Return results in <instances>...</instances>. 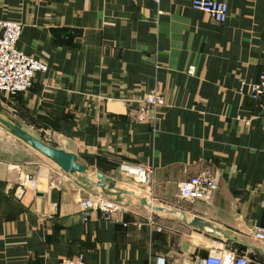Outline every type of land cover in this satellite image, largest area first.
<instances>
[{
  "label": "crops",
  "instance_id": "obj_1",
  "mask_svg": "<svg viewBox=\"0 0 264 264\" xmlns=\"http://www.w3.org/2000/svg\"><path fill=\"white\" fill-rule=\"evenodd\" d=\"M218 1L223 24L192 0H0V20L22 25L18 49L48 66L27 92L2 96L1 117L9 109L28 133L75 154L88 181L100 173L111 192H127L121 215L83 221L79 201L101 190L0 126V264H188L219 252L264 264L251 235L264 227V115L240 93L264 69V0ZM150 91L163 100L154 112L142 102ZM138 165L150 169L143 186ZM36 174V189L19 194L20 178ZM203 174L217 181L212 199H182L179 185ZM195 217L229 237L185 224Z\"/></svg>",
  "mask_w": 264,
  "mask_h": 264
},
{
  "label": "built area",
  "instance_id": "obj_2",
  "mask_svg": "<svg viewBox=\"0 0 264 264\" xmlns=\"http://www.w3.org/2000/svg\"><path fill=\"white\" fill-rule=\"evenodd\" d=\"M118 1V0H114ZM155 4L159 0H153ZM191 8L194 11L208 15L215 23L223 24L227 20L228 7L226 3L218 0H192ZM22 25L18 22L0 20V93L14 95L27 92L37 74H45L48 71L46 63L33 58L18 49L17 43L21 35ZM195 67L190 65L186 74L192 77ZM248 91L252 100L262 103V114L264 115V69L254 84L242 83L240 93ZM142 102L147 109L154 112L163 105L162 98L154 91L147 93ZM155 117L149 115L148 120L154 121ZM150 169L142 165L134 168L133 176L137 185L143 186L149 182ZM38 174L34 176L24 175L19 180V194L37 187ZM218 187L217 181L208 174L191 177L179 185V196L189 201L208 202L212 199ZM149 204V201H148ZM89 211H98L105 216L120 214L123 211L122 204L108 199L104 195L89 196L79 201V214L83 221ZM254 239L264 242V227L256 226L251 229ZM57 264H87L83 257L75 259L64 258ZM157 264H164V259H157ZM188 264H248L245 256L219 252L210 253L205 257H197Z\"/></svg>",
  "mask_w": 264,
  "mask_h": 264
},
{
  "label": "water",
  "instance_id": "obj_3",
  "mask_svg": "<svg viewBox=\"0 0 264 264\" xmlns=\"http://www.w3.org/2000/svg\"><path fill=\"white\" fill-rule=\"evenodd\" d=\"M2 115V109L0 107V126L5 129L11 136L17 138L24 144H26L28 147L42 155L43 157L50 160L52 163H54L60 170H62L66 174H80L85 178V185L88 187H97L101 190V192L106 196H113L116 199L117 202H119L118 197L121 193H127V192H117L113 193L111 190L114 189V181L111 179H108L107 177L103 176L100 173L96 174L97 182H90L87 180L86 172L87 168L78 163L77 157L75 154L66 152L65 150L61 148H55L53 146H50L48 144L43 143L38 138L34 137L30 133H28L25 129L21 127L19 123L16 121L8 118V117H1ZM107 186V187H106ZM107 188V189H106ZM140 203L144 206H146L148 209L154 211V212H179L180 211H167V209H164L162 207H156L153 205H150L147 203L146 200H141ZM185 224L202 230V229H209L212 232H218L221 233L225 237H229L225 232H223L221 229L214 227L213 225L200 220L199 218L195 217L190 222L185 221Z\"/></svg>",
  "mask_w": 264,
  "mask_h": 264
},
{
  "label": "rangeland",
  "instance_id": "obj_4",
  "mask_svg": "<svg viewBox=\"0 0 264 264\" xmlns=\"http://www.w3.org/2000/svg\"><path fill=\"white\" fill-rule=\"evenodd\" d=\"M1 95H0V102H1V100H3V98H2V96L4 95V96H9V95H5V94H3V93H0ZM1 104V103H0ZM5 116H7V117H9L10 116V110L9 109H6L5 108ZM40 139H41V141L42 140H44V141H47V142H44V141H42V142H44L45 144H48V145H50V146H53L51 143H49V141H48V138H45L43 135L40 137ZM39 139V140H40ZM56 148V147H55ZM58 148V147H57ZM43 157V156H42ZM43 159L45 160V161H48V162H50V163H52L50 160H48L47 158H45V157H43ZM53 164V163H52ZM230 253H232V252H230Z\"/></svg>",
  "mask_w": 264,
  "mask_h": 264
},
{
  "label": "trees",
  "instance_id": "obj_5",
  "mask_svg": "<svg viewBox=\"0 0 264 264\" xmlns=\"http://www.w3.org/2000/svg\"><path fill=\"white\" fill-rule=\"evenodd\" d=\"M238 255H242L243 256V254H238ZM248 264H249V262H248Z\"/></svg>",
  "mask_w": 264,
  "mask_h": 264
}]
</instances>
